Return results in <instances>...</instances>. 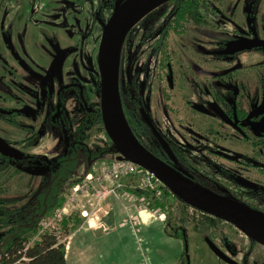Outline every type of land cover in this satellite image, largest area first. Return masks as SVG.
Returning <instances> with one entry per match:
<instances>
[{"label": "flooded vegetation", "instance_id": "obj_1", "mask_svg": "<svg viewBox=\"0 0 264 264\" xmlns=\"http://www.w3.org/2000/svg\"><path fill=\"white\" fill-rule=\"evenodd\" d=\"M85 1L41 0V4H37L38 7L34 9V14L38 12L41 16H37L38 19L34 22L44 17L42 13L45 11L46 16L58 18V22L61 23L60 26H56L57 28L52 27V30H65L68 32L67 35H70L74 29L71 21L74 14L82 13L83 18H86L84 13L89 10L94 17L103 16L101 10L92 11L88 8V3L86 4ZM92 1L99 3V6L102 2V0ZM124 1L110 0L111 14L117 5ZM176 5L183 6L184 13L178 14L175 11ZM25 11L24 0L0 2V21L6 22V28L2 25L5 53H0V63L3 66L0 74L6 82L9 81L8 89L12 87L10 83L13 79L19 85H31V89L28 87L29 91H39V96L35 100L39 99L44 105L43 117L39 128L24 120L28 118L24 107L36 111L37 109L31 106L36 101L32 99L31 105L21 102L20 97L24 89L16 84L13 86L14 91L17 90L22 95L12 92L15 106L8 107L5 113L0 115H6L7 119L4 122L18 129L10 119L18 118L24 122L25 127H33L35 133L39 134L43 132L42 125L47 124L45 122L49 114L54 117L61 113L68 123L73 120L75 114L80 117L81 113L91 112L94 108H98L100 114L97 57L96 67H92L91 73L94 79L91 76L84 79L74 72L75 75L68 84L59 85L60 78H58L55 84L58 87L55 99H52L50 86L47 83L42 87V91L39 90L40 86L28 81L26 73L30 72V68L26 66L24 70L23 66H20L23 58L28 57L31 59L29 62L35 67L45 69V75H48L46 82L53 80V72L50 73L51 68H44L28 55L29 29L25 20ZM105 24L106 20L101 26L104 27ZM18 25L19 29H17ZM140 25H145L141 28V35L131 40V49L137 52V56L133 53L135 55L133 62L142 55L156 56L158 60L154 63V68H164L166 76L165 85L160 89L163 98L161 108L157 105L156 108L151 106L152 99L146 102V107L144 106L143 95L145 90L151 92V88L144 87L141 93L134 92L130 95L132 101L130 122L126 117L129 116L127 110L124 116L135 138L150 154L170 169L209 191L231 199L264 197V0H169L142 18L126 35L117 56L119 68L125 61L127 46L130 47L129 39ZM221 26L225 27V32H221ZM170 33L180 36L185 47L195 52L194 60L185 61L189 64V69L181 70L177 77H174L170 63L164 64L162 60L167 58L163 48ZM56 35L55 32L54 35L47 32L40 37L38 46L46 47L55 53L59 52L61 48L58 47ZM215 35L227 38L223 40L222 45H219L220 48L213 46L215 42L218 43L212 38ZM80 60L85 64L83 57H80ZM53 61H56V58L51 64ZM62 61L64 63L66 60ZM204 63L213 66L215 70L206 69ZM36 75L33 76L37 77ZM177 82L179 86H176ZM97 84V89L91 87L94 91L92 95L88 97L84 95L85 89L90 90L88 85ZM165 87L171 90H187L179 94L181 97L176 102L178 113L171 108L174 100L168 99L169 94ZM118 91L121 97L127 96L121 91L119 82ZM9 94L11 95V92ZM70 97L75 101V107L68 111L66 102ZM97 97L99 102L96 101ZM60 101L64 103L60 104ZM53 117L49 125H53L52 122L55 121ZM144 117L148 119L152 128L145 123ZM18 130L27 131L25 128ZM64 142L67 143L68 140L65 138ZM83 145L86 147L85 142ZM105 155L108 154L101 156ZM101 156L86 161L91 164L97 162L96 159ZM72 180L76 179L73 177L68 179L64 183L63 190L65 186L68 189ZM255 198L251 201L234 200L264 213V207L259 206ZM211 218L216 221L213 220L210 227L225 223ZM177 231L180 232L181 240L185 245L183 228L180 226ZM202 239L221 264H235L233 261L235 250H232L234 244L228 238L223 236L219 240L216 239L217 243L212 235L203 236ZM249 243L257 244L252 240H249ZM210 245L220 251V256L214 254ZM188 260L189 257L184 250L177 264H190ZM242 262L246 264L247 257H243Z\"/></svg>", "mask_w": 264, "mask_h": 264}, {"label": "rangeland", "instance_id": "obj_2", "mask_svg": "<svg viewBox=\"0 0 264 264\" xmlns=\"http://www.w3.org/2000/svg\"><path fill=\"white\" fill-rule=\"evenodd\" d=\"M1 1L3 0H0V2ZM24 1L26 8L25 20L29 29L27 39V44L29 46V48L27 49L28 55L32 57L37 63L42 65L44 68H51L49 71L50 73L53 72V80L50 79V82H46L48 80V75H45V69H39L37 66L35 67L31 62H29L31 59H29L28 57H26V59L23 58L20 63V66H23L24 70L26 66L27 68H30V72L28 74L26 73L28 81H31L36 86H40L41 88L39 90L42 91V87H44V85L47 83L50 86L49 91L52 96V99H55V93L58 88L55 84L57 83L58 78H60L59 85L68 84L71 81V78L74 77V72H76L84 79H87L89 76L93 78V75H91V73L93 72L92 67H96L97 50L103 29V26H101V24L105 23V20L107 22L110 18L109 16H111V5L109 2L110 0H102V2H100V6L99 3H92V0H84L86 4L88 3V8L92 9V11H96L97 9L101 10L103 16L94 17L93 13H89V10L84 13L86 18H83L84 16L82 13L74 14L73 20H71L74 24V29L72 31V28L69 27V29L72 31L70 35H67L68 32L65 30H52V27L57 28L56 26H60L61 23L58 22V18L46 16L44 14L45 11L42 13L44 17L34 22V20L38 19L37 16H41V14H39L38 12L34 14V9L38 7L37 4H41V0H39V2H37V0ZM67 11L68 9L65 10V12ZM2 25L5 26L6 22L3 23V21L1 20L0 53L4 54V29ZM144 26L145 25H140L139 28L134 31L131 38L129 39L130 47L127 46L126 48V58L120 68L118 67V58L116 59V63L114 66V79L116 80V82H119L121 91L125 93V95H127L128 97H130V95H132L134 92L141 93L144 87L148 89L151 88V92H146L145 90V94L143 95L142 101L144 103V106L146 107V102H150L152 99L153 101H151V106H154V108H156L155 105H157L161 108L163 98L161 96L160 89H162L163 85H165L164 78L166 74L164 68H154V63L157 62L158 58H156V56L148 57V55H142L140 56V58H136V60L133 62V59L135 58L137 52L135 53L134 50L131 49V40L141 35V28H143ZM17 29H19V25ZM221 29V32H225V27L221 26ZM47 32H50L53 35L54 32L57 33V44L58 47L61 48L59 52L55 53L48 50L46 47H42L40 45L38 46V42L41 40L40 37H43ZM212 38H214V41H218V43L215 42L213 46L215 48H220L219 45H222L223 40L226 37L223 36L221 38V36L219 37V35H215L212 36ZM16 39L18 40V38ZM228 39H230V37H228ZM163 49L165 51L164 54L167 55V58L165 60H162L164 64H166L167 62L170 63L174 77H177L178 73L181 70L184 71L185 69H189V64L185 61L195 59V52L190 48H186L184 43L182 42L181 37L176 34L170 33ZM80 57H83V59L85 60V64L84 62H81ZM54 58H56V61H53V63L51 64V61ZM252 59L253 58H251V60ZM62 60L66 61L63 63ZM203 66L208 70H215L213 66H207L206 63H204ZM2 67L3 66L0 63V70L2 69ZM33 75H36L37 77ZM40 76L43 77L41 78ZM8 82L9 81L6 82L2 78V74H0V115L3 114V112L5 113L8 107L15 106L12 92L18 93V91H14L13 88V86H15L16 84L21 89H24L23 95L21 93H18L22 95V97H20L21 102H25V104L31 105L30 101L32 99L35 100V98L39 96V91L34 92L28 90V87L31 89V85L25 84L27 85V87H25V85H19L15 80L12 79L10 83L12 87L8 89ZM176 86H179L178 82ZM165 90L167 91V94H169L168 99L171 100L172 98L174 100L171 103V108L178 113V108H176L178 106L176 102L181 97V95L179 94L187 92V90H171L167 89V87H165ZM26 91L29 92L25 93ZM10 92L11 95L9 94ZM97 100L99 102V97H97L96 101ZM35 101L36 103L31 106H33V108H36V111L30 109L29 107H24V111H27L28 113V118L24 120L32 124L35 128H37L41 124L44 105L40 102L39 99ZM74 107L75 101L71 97L68 98L66 102V109L68 111H71ZM39 110H41L40 113H38L37 116L34 117V115ZM10 119L11 121L19 120L15 117H11ZM4 120L6 119L0 116V151L3 150L9 155H14L12 151H9V147H14L18 151L20 150L24 152V154L29 157H38L39 161L45 159L53 160L61 154L63 148H65L68 143L63 142V134H61L62 130H60V128H56L54 125H42V127L44 128L43 132L37 134L38 138H34L33 136L35 134L31 135L27 131L22 132L16 128H13L12 126H9L7 123H5ZM97 128L98 127H94V125L90 128V130L87 132L89 138L85 141L87 149H89L92 153L94 151H97V148H103L104 146H106L107 143L104 134ZM63 132H66V130H64ZM71 137L72 136L70 135V140L72 139ZM31 138H33L32 140L33 142H35V144L32 143ZM19 140H21L23 143L26 142L23 147L20 143V145H18L17 142ZM117 157L118 155L116 153L111 152L110 154L101 156L96 160H109L115 159ZM80 161L81 163L77 167L73 176V178L75 179L82 178L91 169L93 163H95L93 162L91 164H88L86 160L81 159ZM27 170L25 169L20 175L13 176L7 182V191L5 192V195L9 196L10 198L22 197L29 191L28 185H33L35 187L38 185L39 178L36 175V171ZM130 183V181L126 185L123 183V188L125 190L129 188ZM165 190L161 191L162 197L158 201L163 206L161 208L162 212L160 213H162L164 217L161 214L160 220L164 224V228L162 229V224L160 223V221L157 220H153L150 223L151 228L148 226V228L144 231L143 228L141 230V228L138 227L137 232L135 233L136 235L134 234L130 226L127 227V230L130 234L129 237L127 236V231L122 233L125 237V240L123 239V249L125 250V253L127 252V254L129 255L128 251L132 244L133 249H137L139 256L141 252H144L146 254V259L149 261L150 254L156 255L162 251L164 252V249H167L165 247L166 240H169L170 242H172V244L176 243L174 241L176 240V238L171 237H175L174 235L175 233H177L176 229L181 226L183 228V233L185 232L186 245H183L182 240L178 239L179 237L177 238L178 242L176 244H178L181 250H185L186 248L187 257H189L188 261L190 264H221L215 258L213 253L207 248L206 244L203 242L202 237H207L208 235H212V237L215 238V242L216 239L219 240V238L225 236L229 239L231 243L234 244V247L232 245V250H235L233 252V261L235 262V264H244L242 262L243 257H247L246 264H264V246H261L259 244H250L249 238H247L239 230L227 223H220L215 224L212 227H207L206 224H202L203 221L201 220L199 212L191 208L182 206V204H184L183 202H181L179 199H175L172 195H169L171 193H167ZM69 191L70 189L68 190L65 186V189L63 190L62 194L64 202L69 196ZM254 198L236 197L234 199H246L247 201H251ZM255 199L258 200L257 204L259 206L264 207V197ZM138 204L139 203H136V205ZM99 214L100 213L98 212L95 215L98 216ZM52 216H50L48 219H50ZM155 216L158 217V213H156ZM66 218H68L67 220L69 224V227L67 228H70V224L81 226L85 221V219L81 217V215L77 211ZM114 222L115 221H113V225L115 224ZM172 227H174L175 229L173 230ZM60 232L61 233L57 237V240L62 243L66 234L64 233L63 229H60ZM146 233L149 234V239L147 238L148 234L147 236L145 235ZM79 236L74 235L71 237L69 241V246L71 248L74 246V243L77 238H79ZM32 239V241L38 240V233L35 234ZM175 247L176 245H173V249ZM170 250V248L167 249V251ZM172 255L173 254L170 253L167 255V257H170ZM169 259V261L171 262H176L177 258Z\"/></svg>", "mask_w": 264, "mask_h": 264}, {"label": "trees", "instance_id": "obj_3", "mask_svg": "<svg viewBox=\"0 0 264 264\" xmlns=\"http://www.w3.org/2000/svg\"><path fill=\"white\" fill-rule=\"evenodd\" d=\"M176 8L175 11L178 14L184 13V10L182 11L183 6L176 5ZM116 86L118 89V82H116ZM87 87L90 90L85 89L84 95L88 97L94 93L91 87L97 89L98 84L94 86L88 85ZM119 97L123 112L126 115L127 110L129 116L126 115V117L130 122L132 101L130 97H121L120 93ZM62 103L64 101H60V104ZM1 117L7 119L6 115ZM52 117L49 114L45 123L50 124ZM53 118L55 121L52 124L62 130L63 142L65 138L68 140L61 154L53 160L45 159L39 161L35 157L30 158L14 147H9V151H12L14 155H9L2 149L3 152L0 151V264H66L65 245L57 240V234L48 231L40 232L39 223L41 220L52 216L54 211L62 206L64 202L62 195L64 183L74 176L81 158L87 160L97 158L102 154L115 153L103 130L98 108H94L91 112L81 113L80 117L75 114L73 120H70L69 123L61 113ZM12 124L18 129H27L29 134H35L33 137H37L34 128L25 127L23 121L13 120ZM93 125L98 127L97 129L104 134L107 143L106 146L97 148V151L92 153L83 145V142L89 138L87 132ZM64 130L66 132H63ZM70 135L72 136L71 140L69 138ZM17 143L23 147L26 142L23 143L19 140ZM32 143L35 144L33 140ZM25 169L36 171V175L39 178L38 185L36 187L28 185L29 191L22 197L10 198L5 195L7 182L13 176L20 175ZM166 192L168 193V191ZM173 197L178 199L175 196ZM182 206L188 208L186 204H182ZM162 207L158 201H153L151 206L152 209H161ZM200 216L203 221L202 224L207 225L209 223L207 227L211 226L213 220L216 221L203 214H200ZM67 225L68 220L66 219L60 226V229H63L66 235L69 231ZM174 227H172L173 230L175 229ZM37 233L38 240L32 241V237ZM60 233L59 230V235ZM174 236L182 239L179 231Z\"/></svg>", "mask_w": 264, "mask_h": 264}, {"label": "water", "instance_id": "obj_4", "mask_svg": "<svg viewBox=\"0 0 264 264\" xmlns=\"http://www.w3.org/2000/svg\"><path fill=\"white\" fill-rule=\"evenodd\" d=\"M167 1L169 0H125L114 8L104 25L97 52L103 129L118 155L117 160L139 165L153 174L173 196L190 208L232 225L250 240L264 246V213L209 191L170 169L138 142L124 116L114 79V66L119 50L130 30L147 14ZM144 121L152 128L146 117ZM158 140L162 142L160 137ZM209 247L216 256H220V251L214 246Z\"/></svg>", "mask_w": 264, "mask_h": 264}, {"label": "built area", "instance_id": "obj_5", "mask_svg": "<svg viewBox=\"0 0 264 264\" xmlns=\"http://www.w3.org/2000/svg\"><path fill=\"white\" fill-rule=\"evenodd\" d=\"M129 181L131 182L129 188L125 190L123 183L126 185ZM69 189V196L62 206L54 211L53 216L50 219L41 220L40 232L49 231L57 234L58 237L62 222L76 211L85 219L84 223L90 226L95 218L93 216H96L95 214L100 210V202L106 196L139 203L140 212H151L152 215L158 213L157 218L161 219V209H152L150 206L153 201L160 200L161 191H164L166 187L153 174L139 165L115 158L98 160L93 163L87 174L69 183ZM162 216L164 217L163 214ZM140 221L139 215L128 214L121 225L130 226L135 234ZM138 264H150L144 252H141Z\"/></svg>", "mask_w": 264, "mask_h": 264}, {"label": "crops", "instance_id": "obj_6", "mask_svg": "<svg viewBox=\"0 0 264 264\" xmlns=\"http://www.w3.org/2000/svg\"><path fill=\"white\" fill-rule=\"evenodd\" d=\"M138 207L139 205H136V203L129 202L123 198L116 199L114 196H106L99 204L100 210L98 212L100 214L94 216L95 218L90 226L85 223L81 226L70 224L68 234L63 240L66 264H138L141 254L139 256L137 249L134 250L131 244L128 251L129 255L123 249V239L125 240V237L122 233L127 231L128 237L130 234L127 230L129 226H122V221L126 219L128 214L139 215L141 217L139 224L141 230L143 228L144 231L148 226L151 228L150 223L153 220L160 221L162 229L164 228V224L159 218L152 215L151 212H140ZM113 221H115L114 225ZM67 226L69 227V224ZM147 234L145 235L147 236ZM74 235L81 236L77 238L71 248L69 241ZM149 237L148 234L147 238L149 239ZM178 239L176 238L174 241L177 243ZM176 243L172 244V242L166 240L165 247L171 250L167 251V249H164V252L162 251L159 254H150V264H177L184 250H181ZM173 245H176L174 249ZM170 253L173 255L167 257ZM169 258L177 259L176 262H171Z\"/></svg>", "mask_w": 264, "mask_h": 264}]
</instances>
